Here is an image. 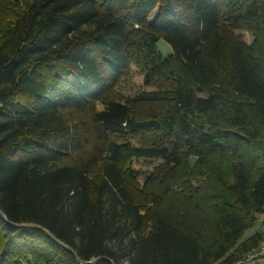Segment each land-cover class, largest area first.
Wrapping results in <instances>:
<instances>
[{
  "label": "trees",
  "instance_id": "obj_1",
  "mask_svg": "<svg viewBox=\"0 0 264 264\" xmlns=\"http://www.w3.org/2000/svg\"><path fill=\"white\" fill-rule=\"evenodd\" d=\"M258 216L264 0H0V264H235Z\"/></svg>",
  "mask_w": 264,
  "mask_h": 264
},
{
  "label": "rangeland",
  "instance_id": "obj_2",
  "mask_svg": "<svg viewBox=\"0 0 264 264\" xmlns=\"http://www.w3.org/2000/svg\"><path fill=\"white\" fill-rule=\"evenodd\" d=\"M157 15V11L151 16L150 22H153L155 17ZM243 37L245 41L248 44H251L253 39L250 35L248 34H243ZM158 50L162 53L164 57L169 56L172 54V48L170 45H168L165 41L161 40L157 44ZM146 87L143 86V81L142 78L138 75H135L134 77L128 79L125 81L122 85L121 91L123 94H129V95H135L137 92H140L144 90ZM153 88H146L145 90L151 91ZM264 233V217L263 216H258V221L254 228L250 229L245 233V235L242 238V242L253 236L255 233ZM246 264H264V259H261L259 261L251 262V263H246Z\"/></svg>",
  "mask_w": 264,
  "mask_h": 264
},
{
  "label": "built area",
  "instance_id": "obj_3",
  "mask_svg": "<svg viewBox=\"0 0 264 264\" xmlns=\"http://www.w3.org/2000/svg\"><path fill=\"white\" fill-rule=\"evenodd\" d=\"M261 259H264V242L256 250L248 254L246 258L236 262L235 264H246V263L259 261ZM95 261L96 260L82 264H94Z\"/></svg>",
  "mask_w": 264,
  "mask_h": 264
}]
</instances>
